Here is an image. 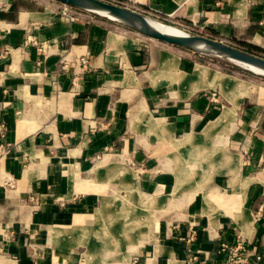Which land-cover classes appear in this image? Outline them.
Segmentation results:
<instances>
[{"label": "crops", "instance_id": "1", "mask_svg": "<svg viewBox=\"0 0 264 264\" xmlns=\"http://www.w3.org/2000/svg\"><path fill=\"white\" fill-rule=\"evenodd\" d=\"M124 1L264 58V0ZM60 6L0 0V264H224L221 243L264 258V88H196L197 70L223 73L182 71L107 21L66 23ZM225 110L232 122H217ZM140 157L145 174L125 164ZM100 166L123 196L98 200ZM140 200L148 225L118 237L120 208ZM95 213L122 222L98 234Z\"/></svg>", "mask_w": 264, "mask_h": 264}, {"label": "rangeland", "instance_id": "2", "mask_svg": "<svg viewBox=\"0 0 264 264\" xmlns=\"http://www.w3.org/2000/svg\"><path fill=\"white\" fill-rule=\"evenodd\" d=\"M37 1H48L49 3L56 2L54 0H37ZM99 1H102V2H105V3H108V4H113V5L120 6V7H124L125 6V7H128V8H131V7H129L126 4V1H124V0H99ZM57 3H59V2H57ZM60 5H61V3H60ZM134 8L135 7H133L132 9L133 10H137V9H134ZM128 10H130V9H128ZM77 12L78 13H81V12L82 13H86L87 15H90V17H95L96 19L101 20V21H107L110 26L117 27V28L121 29L123 32H126V33H129L130 35L136 36L138 39H140L141 44L144 45L145 47H149L151 45H155L156 50H158L160 52H163V53H166V54L174 55L177 58L182 59L184 61L183 64L181 65V67H180V70H182V71L189 72V67L186 66L187 64L185 62H191V63L194 62V63H198V64H200L202 66H205V67H207L210 70H214V71L223 73V74H219V73H216V74L220 75V76H223L222 79L227 80V81L229 80L230 82H233V84L234 83L235 84H239L237 82H242L246 86H248L247 83H249L252 87L264 88V78L263 77L254 75V74L242 69L241 67L237 66L236 64L226 60L225 58H221V57H217V56H213V55H209V54H204V53H197V52H193V51H190V50L181 49V48L176 47V46L168 45V44H165V43L153 40V39L146 38V37L136 33L135 31H133V30H131V29H129V28L117 23V22L107 20V19L102 18L100 16H97L95 14L84 12V11H81V10H78ZM153 20H155V19H153ZM155 21H157V20H155ZM157 22H160V21H157ZM160 23H162V22H160ZM175 28H177V27H175ZM177 29L181 30L180 28H177ZM227 46L232 47V48L237 49V50H240V51L245 52L247 54H251V55L257 56L255 53H253L254 51H252V50H250V49H248L246 47H243L242 45H240L237 42H229L228 41V45ZM257 57H259V56H257ZM260 58H262V57H260ZM224 74H226V75H224ZM214 78H216L217 81H218L221 77L218 79V76H216L214 74L212 80ZM240 90H243V91L246 92L248 89H246V87L242 86V89H240ZM226 111L227 110H225L220 116L224 115V113ZM230 118H229V120H230ZM232 119L230 121L227 120L226 122L222 121L221 123L222 124H227L229 122H232ZM220 126H221V124L219 123L218 127H220ZM218 127H212V129H210V130L214 131ZM207 133H209V131ZM100 157L101 156L99 155V157L96 158L97 161L94 162L97 165H99ZM142 158L143 157H140V162L131 161V162H128V163H125V164L127 166H129L130 168L132 167L133 172H135L134 170H136V169L137 170L140 169V174H145V173H143L144 172L143 171L144 170V161H143ZM136 163H140V166H138ZM99 168H101V170L102 169L103 170H102L101 177H99V179H98V181L100 182V184L102 186V188H100V190L98 189V195L100 197V198L98 197V200L100 201V199L102 197L105 200H107L109 197L114 196V195L115 196L117 195L119 197L123 196V194H124L123 192H121L120 190L119 191H115L116 189H114L116 187V184H117V179L114 178V177L109 179L108 171L105 172L104 171L105 169L102 166L97 167L98 171H99ZM130 196H131V202L134 203L136 201V199H137L136 194L132 193ZM117 200L118 199L116 197L115 200H113V201L116 202ZM210 201H211V198H208V203ZM147 202L148 201H146V200H140L139 204L137 206L131 208L132 210L125 209L124 205H122V208H120V212H118V213H119L120 216H122L123 222H122V218L118 214H115V217H113L112 222L109 224V226H108V224H105V225L102 226V224H101L102 223V218H101L102 216L100 217L99 215H96V213H95L93 219L96 222V224H98V226H99V228L95 232H97L98 234H103L104 233V227L108 226L107 229L111 233V231L115 230L117 228V226L122 222L118 226V228L115 230L117 232L115 234L118 237H122V236L126 235L127 232H128L126 230H128V229H129L128 236H130V237H131V235H135V234L140 233V231L143 228L142 227L143 225L141 223H143L145 225H148V222L146 221L147 219L141 221L139 218H133V216L136 217L138 210H140L141 213L144 212L145 210H148L147 209V205L149 206V203H147ZM165 203H167L166 200H165ZM140 217L143 218L142 216H140ZM84 228L85 227H83V229ZM122 230L125 231L124 234H120V232ZM82 232L86 233L87 232V228L84 229ZM54 233L55 234H60L61 232L58 230V231H54ZM238 244H239V246L242 249L243 247L241 246V244L240 243H238ZM221 247H223L225 249L224 251H222L223 253H225L224 264H245L244 263V259L240 256V253L237 252V248H238L237 244H235L233 246L232 244L221 243L220 244V248ZM134 261H136V260H134ZM133 262H132V264H133ZM136 264H137V261H136ZM248 264H264V258H262L261 256H256V257H254L253 261L251 263H248Z\"/></svg>", "mask_w": 264, "mask_h": 264}, {"label": "water", "instance_id": "3", "mask_svg": "<svg viewBox=\"0 0 264 264\" xmlns=\"http://www.w3.org/2000/svg\"><path fill=\"white\" fill-rule=\"evenodd\" d=\"M61 4L68 5L75 9L92 13L110 21L117 22L136 33L168 45L181 49L190 50L197 53L209 54L236 64L237 66H250L260 73H253L247 69H242L264 78V59L247 54L240 50L229 47L220 42L210 40L205 37L190 35L188 33L173 35L156 30L151 25V18L140 13L128 10L124 7L108 4L99 0H54ZM104 15H99L103 14ZM155 21V20H153ZM201 46L203 49H198Z\"/></svg>", "mask_w": 264, "mask_h": 264}, {"label": "bare ground", "instance_id": "4", "mask_svg": "<svg viewBox=\"0 0 264 264\" xmlns=\"http://www.w3.org/2000/svg\"><path fill=\"white\" fill-rule=\"evenodd\" d=\"M99 15H104V13L103 14H99ZM151 25L156 29V30H158V31H160V32H164V33H168V34H173V35H181V34H185V32H183V31H181V30H179V29H177V28H175V27H172V26H169V25H166V24H163V23H160V22H157V21H153V20H151ZM198 49H203L201 46H199L198 47ZM171 65H169V67H170ZM241 67H243L244 69H247L248 71H251V72H253V73H260L258 70H256V69H254V68H252V67H250V66H242L241 65ZM205 78H206V73H205V70L204 69H199V70H197L196 72H195V74L193 75V79H194V85H197L196 86V88H200L201 87V83L202 82H204V84L206 83V85H209V86H214V85H218V87L219 88H223V87H226V88H232V89H235V90H240V89H242V86L240 85V83L239 84H233V82H230L229 80L227 81V80H224V79H222V77L218 80V84H216L215 82H217V79L216 78H214L212 81H210V82H207V81H205ZM178 79H179V81H181L182 80V78H179L178 77ZM224 80V81H223ZM200 83V84H199ZM188 93V92H187ZM190 93V92H189ZM231 117V111H226L225 113H224V115H222L218 120H217V122L218 121H220V123L222 122V121H227V120H229V118ZM230 123V122H229ZM217 127V126H216ZM212 129V128H211ZM211 132L212 130H207V132ZM183 142H185V143H187V139H184V141ZM201 198H202V196H201ZM205 199V198H204ZM206 202H207V204H206V209L207 210H209V208L208 207H210V204L208 203V198H206ZM210 200V199H209ZM205 201V200H204ZM209 205V206H208ZM127 225V224H126ZM125 229V228H124ZM126 230V229H125ZM126 231H128L129 232V229L128 230H126ZM125 233V231L124 230H122L121 232H120V234H124ZM121 238V237H120Z\"/></svg>", "mask_w": 264, "mask_h": 264}, {"label": "built area", "instance_id": "5", "mask_svg": "<svg viewBox=\"0 0 264 264\" xmlns=\"http://www.w3.org/2000/svg\"><path fill=\"white\" fill-rule=\"evenodd\" d=\"M78 9H75L73 7H70L65 4H61L59 9V16L66 22V23H72L76 20ZM83 63L84 61L81 60ZM264 159V158H263ZM193 236V230L189 232L186 240H191ZM225 249L223 247L220 248V251H224ZM226 259V258H225ZM133 264H136V261L133 262ZM138 264V263H137Z\"/></svg>", "mask_w": 264, "mask_h": 264}]
</instances>
